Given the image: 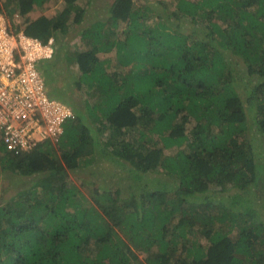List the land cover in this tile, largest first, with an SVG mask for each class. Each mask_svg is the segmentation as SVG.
<instances>
[{
    "label": "trees",
    "instance_id": "trees-1",
    "mask_svg": "<svg viewBox=\"0 0 264 264\" xmlns=\"http://www.w3.org/2000/svg\"><path fill=\"white\" fill-rule=\"evenodd\" d=\"M49 1L0 6L42 42L90 22L55 55L77 64L48 91L73 112L58 139L15 155L0 133V187L23 184L0 201V264H264V0H112L105 17L63 0L52 18Z\"/></svg>",
    "mask_w": 264,
    "mask_h": 264
},
{
    "label": "built area",
    "instance_id": "built-area-1",
    "mask_svg": "<svg viewBox=\"0 0 264 264\" xmlns=\"http://www.w3.org/2000/svg\"><path fill=\"white\" fill-rule=\"evenodd\" d=\"M16 18L0 23V133L5 150L19 155L44 140L56 141L72 115L49 98L39 71L54 56L53 39L28 37Z\"/></svg>",
    "mask_w": 264,
    "mask_h": 264
},
{
    "label": "rangeland",
    "instance_id": "rangeland-1",
    "mask_svg": "<svg viewBox=\"0 0 264 264\" xmlns=\"http://www.w3.org/2000/svg\"><path fill=\"white\" fill-rule=\"evenodd\" d=\"M60 1L62 0H54V2H47L45 4V6H43L44 11H46V14L48 15V17H53L56 15V13H58L61 8H62V3H60ZM85 1V9L87 8V10H89V15H93L94 11H97V13L99 12L98 15H102L103 17L107 16L108 14V9H109V5L112 2V0H95L94 2L91 0H84ZM137 1V0H135ZM83 1H80L79 3L82 5ZM8 4L7 0H0V6H4ZM57 4L58 9H55L54 5ZM84 6V5H83ZM14 7L13 5H10V8ZM87 12V11H86ZM40 9H37L36 7L30 12L28 13V17H30L32 20L36 19L40 14ZM8 20V18H7ZM18 21V23L21 22L20 18H16V22ZM6 22V18L2 16V20L0 19V23H5ZM89 19H83L82 23L79 25H74L73 27L67 29L68 33H65L63 35H60L59 38L55 39V50L57 52L56 55V60L59 59V54H64L65 51H72L73 48L77 47V46H82V44L79 41V29L81 30L83 27L85 26H89ZM82 27V28H81ZM185 29L188 30V32H193L195 30H197L195 28L194 25H190V26H186ZM78 34V35H77ZM93 46H88L86 47V50H91L93 49ZM100 58L102 56H99ZM55 59V58H54ZM48 62V61H47ZM50 63H47L46 65L51 67L52 63L55 64H60L61 62L66 64V68L63 69V66L60 67V69L58 70H54L55 72V83L57 85V88L61 89V85L64 83V79H65V73L64 72H69L70 77L75 76L77 74V64L74 60H68L67 62L62 61V58H60V62H57L55 60H51L49 61ZM61 63V64H62ZM241 70V71H240ZM237 71H239L240 73H236V77L238 79L239 82H241L240 84V88L242 89L243 87H251V88H255L258 84V79L256 77H248V76H244V74H242V67L239 66L237 68ZM239 91V90H238ZM245 90H243L244 92ZM64 92V90L62 89V93ZM65 94V95H64ZM64 100H70L68 97L70 96H75L76 92H74L73 89L70 90H66L64 93ZM73 114V112H72ZM168 153V151L166 152V154ZM12 179V178H11ZM113 184H115L118 188L117 190L122 191V193L120 192V196L121 197H130V195L132 194L133 196L136 195H143V193L145 192V184H142V181H140L139 183H134V182H128L124 179H121L119 177H114L113 178ZM23 184L20 180H16V179H12L9 182H4V185L2 187H0V201H7L11 196H13V194L15 193V191H17L18 189L22 188ZM131 191V192H130ZM147 191V190H146ZM223 196L225 198H230L227 195L223 194ZM175 223V220L173 221V224ZM115 231H117V233H119V238H123L124 240H126L125 237V233H122L120 231L119 228H115ZM200 234V233H199ZM200 244L205 243L203 241L202 238H200L199 240ZM126 242V241H125ZM127 244H129L128 242H126ZM133 248V247H132ZM123 249L125 250V247H123ZM140 257H142V255H140Z\"/></svg>",
    "mask_w": 264,
    "mask_h": 264
},
{
    "label": "clouds",
    "instance_id": "clouds-1",
    "mask_svg": "<svg viewBox=\"0 0 264 264\" xmlns=\"http://www.w3.org/2000/svg\"><path fill=\"white\" fill-rule=\"evenodd\" d=\"M63 2V0L62 1H60V3H62ZM63 5V4H62ZM54 7H55V9H58V7H57V4L56 5H54ZM63 9V6H62V8H61V10ZM60 10V11H61ZM57 14L58 13H56V15L55 16H53V17H56L57 16ZM4 15V17L6 18V16H5V14H3ZM49 18H52V17H49ZM20 25H21V22H20ZM197 31V30H196ZM188 33H191V32H188ZM50 38H52L53 39V41H54V49H55V39L53 38V37H50ZM49 38V39H50ZM41 41V40H40ZM48 41V40H47ZM55 52H56V50H54V56H53V58L51 59V60H54V58H55ZM51 60H49V61H51ZM41 62L40 64H39V71H40V73H41V75H42V77H43V79H44V82H45V87H46V91H47V95L49 96V94H48V91H49V89L47 88V84H46V79L44 78V76H43V74H42V70H41V68L44 66V64H47V63H50V62ZM49 98H50V96H49ZM50 99H53V98H50ZM53 100H55V101H57V102H59V103H61V104H63V105H65L69 110H70V112H71V115L73 116V114H72V110L70 109V107H68L66 104H64V102L63 101H61V100H57V99H53ZM71 116V117H72ZM66 120V119H65ZM52 142H54V141H52Z\"/></svg>",
    "mask_w": 264,
    "mask_h": 264
},
{
    "label": "crops",
    "instance_id": "crops-1",
    "mask_svg": "<svg viewBox=\"0 0 264 264\" xmlns=\"http://www.w3.org/2000/svg\"><path fill=\"white\" fill-rule=\"evenodd\" d=\"M47 68H49V66H47ZM45 69H43L42 71H44ZM43 75H44V73H43ZM48 85H47V88L49 89V92H51L52 94L51 95H53L54 96V93H53V89L54 90H56V89H58L57 88V85H56V83H55V81H53L52 83H47ZM62 101V100H61Z\"/></svg>",
    "mask_w": 264,
    "mask_h": 264
}]
</instances>
